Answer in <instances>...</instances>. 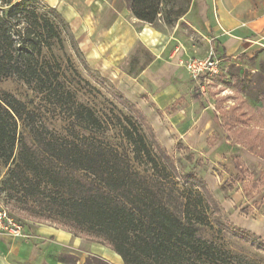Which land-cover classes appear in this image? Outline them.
Listing matches in <instances>:
<instances>
[{
	"label": "trees",
	"instance_id": "16d2710c",
	"mask_svg": "<svg viewBox=\"0 0 264 264\" xmlns=\"http://www.w3.org/2000/svg\"><path fill=\"white\" fill-rule=\"evenodd\" d=\"M21 1L31 6L0 1V81L22 82L59 109L61 118L57 130L49 129L28 107L32 101L0 94V194L21 202L35 218L109 247L122 264H256L246 248L264 251V242L222 220L219 203L199 175L204 157L177 143L192 164L180 170L143 112L118 92L114 101H78L51 55L55 44L62 46L59 23L39 13L32 0ZM124 1L134 19L150 25L171 26L191 5ZM232 82L244 91L240 77ZM242 114L236 106L221 114L223 128L236 137H258L245 131ZM253 114L264 125V96ZM256 182L246 181L245 187L256 190ZM223 188L229 194L238 189L233 179ZM203 228L215 229L208 232L219 239L205 237ZM85 264L108 263L92 257Z\"/></svg>",
	"mask_w": 264,
	"mask_h": 264
},
{
	"label": "rangeland",
	"instance_id": "374dc122",
	"mask_svg": "<svg viewBox=\"0 0 264 264\" xmlns=\"http://www.w3.org/2000/svg\"><path fill=\"white\" fill-rule=\"evenodd\" d=\"M4 1H11L13 5L18 3L20 6H31L21 0ZM30 2H34L39 13L48 12L62 29V46L55 44L51 55L59 63L63 82L76 93V99L93 105L102 103V97L113 100L118 92L133 102L146 114L160 142L176 160L180 170L192 164L183 160L184 153L177 143L204 157L205 168L199 175L219 203L222 220L255 234L264 242V125L253 114L259 99L264 96V69H261V65H264V51L252 58L229 59L218 48L215 49V40L208 35L206 29L195 28L188 17L183 16L171 26L161 21L153 25L130 22L131 36L137 40V44L124 64L121 56L127 45L123 47L122 43L116 44L112 59L107 55L102 59L87 60L74 36L71 34V38L67 33L65 27L68 25L57 10L43 0ZM178 3H182V0H178ZM51 11L57 15L50 14ZM209 53L220 60L221 73L202 82L193 81L186 74L184 65L190 59H203ZM165 63L171 64L173 72L164 81L165 90L160 94V100L152 94L154 89L145 80V76ZM103 65L108 68L102 69ZM166 67L163 71H167ZM140 68L146 70L142 76ZM163 71L149 79L155 84L159 83L160 76L166 74ZM234 76L240 77L245 86L244 91L240 92L235 87L232 82ZM2 93L26 104L32 101L28 107H34L38 111L49 129H58L61 118L59 109L22 82L16 79L0 81V94ZM179 97H182L185 105L169 116L165 110L172 107ZM218 104L221 105V111L217 109ZM234 106L238 107V113H243L242 117L247 123L245 131L254 132L258 137L247 134L236 137L233 129L228 132L223 128L221 114ZM18 131L29 141L25 129L20 127ZM3 172L4 170L2 174ZM231 179L238 189L229 194L223 185ZM246 181H250V184L257 181V189L251 190V185L245 187L248 185ZM2 209L22 224L23 231H29L31 225H54L65 229L58 223L31 216L21 202L4 193L0 194V210ZM200 231H206L203 235L209 239H219L208 232L216 231L215 229L203 228ZM246 250L256 264H264L263 250L256 247H247Z\"/></svg>",
	"mask_w": 264,
	"mask_h": 264
},
{
	"label": "crops",
	"instance_id": "0c3cea01",
	"mask_svg": "<svg viewBox=\"0 0 264 264\" xmlns=\"http://www.w3.org/2000/svg\"><path fill=\"white\" fill-rule=\"evenodd\" d=\"M43 1L67 23L87 60L107 55L114 58L117 43L127 45L122 52V64L128 60L137 44L131 36L130 22H143L131 16L124 0H56L53 4ZM185 16L195 28L206 29L215 40L216 49L229 59L252 58L264 51V0H191ZM165 66L167 71H163ZM106 67L103 65L102 69ZM171 68V64L165 63L145 76L157 99L162 100L160 94L165 90L164 81L173 72ZM162 71L166 74L160 76L159 83L149 79ZM145 72L143 69L141 76ZM184 105L179 97L165 111L170 116ZM24 234L22 239L0 236V264H85L88 257L122 264L109 247L54 225H31Z\"/></svg>",
	"mask_w": 264,
	"mask_h": 264
},
{
	"label": "built area",
	"instance_id": "2783aa9c",
	"mask_svg": "<svg viewBox=\"0 0 264 264\" xmlns=\"http://www.w3.org/2000/svg\"><path fill=\"white\" fill-rule=\"evenodd\" d=\"M189 77L195 82H202L208 77H215L221 73L220 60L209 53L203 59H190L184 65ZM0 236L24 238L22 224L13 218L6 210H0Z\"/></svg>",
	"mask_w": 264,
	"mask_h": 264
},
{
	"label": "bare ground",
	"instance_id": "6f19581e",
	"mask_svg": "<svg viewBox=\"0 0 264 264\" xmlns=\"http://www.w3.org/2000/svg\"><path fill=\"white\" fill-rule=\"evenodd\" d=\"M51 1V3L53 4L56 0H50Z\"/></svg>",
	"mask_w": 264,
	"mask_h": 264
}]
</instances>
